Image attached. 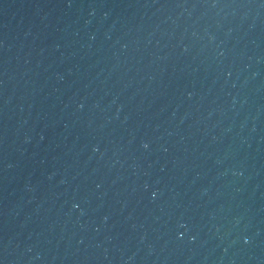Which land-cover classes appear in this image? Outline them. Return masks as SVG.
Listing matches in <instances>:
<instances>
[{"label": "water", "instance_id": "95a60500", "mask_svg": "<svg viewBox=\"0 0 264 264\" xmlns=\"http://www.w3.org/2000/svg\"><path fill=\"white\" fill-rule=\"evenodd\" d=\"M0 264H264V0H0Z\"/></svg>", "mask_w": 264, "mask_h": 264}]
</instances>
